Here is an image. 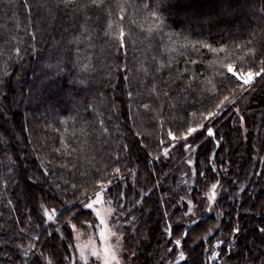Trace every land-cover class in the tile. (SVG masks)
Here are the masks:
<instances>
[{"label":"trees","instance_id":"1","mask_svg":"<svg viewBox=\"0 0 264 264\" xmlns=\"http://www.w3.org/2000/svg\"><path fill=\"white\" fill-rule=\"evenodd\" d=\"M230 65L264 67V0H0V100H13L9 121L38 151L28 166L0 142V264H84L74 228L97 230L83 203L104 186L131 264H173L178 240L176 264H264V134L252 157L234 108L214 118L240 94ZM188 150L197 181L174 190ZM31 172L48 187L42 203ZM213 181L225 185L209 207ZM22 190L34 211L24 229ZM138 227L140 246L162 245L153 262L134 245Z\"/></svg>","mask_w":264,"mask_h":264},{"label":"rangeland","instance_id":"2","mask_svg":"<svg viewBox=\"0 0 264 264\" xmlns=\"http://www.w3.org/2000/svg\"><path fill=\"white\" fill-rule=\"evenodd\" d=\"M229 67L232 68V71H229L232 75H234L235 79L239 82L240 86V94L233 98L227 105H225L219 112H217V116L221 115L223 111H225L229 106H232L234 108L235 112L239 114L241 117V124L243 125V135H245V139H247V145L249 146L250 150L249 153L252 155V157H255L257 155L262 154V152L258 151L259 143L263 137L264 134V98H257L255 100L258 103H260L257 106H253L252 96L255 95V93H258L259 91H264V67L259 70H245V69H235V66L230 65ZM228 67V69H229ZM251 73L253 77V81L249 84L244 83L243 78H247V74ZM259 73V75H257ZM14 80H18V77L15 76ZM255 102V103H256ZM15 103L13 100L8 99L4 97L2 100H0V108L2 109L3 114H5V118H7V123L4 125L3 128L0 130V137L2 138V144L5 145L4 148L6 149L7 153H10V144H14V142L18 145V148H20V152L18 154L19 160L17 163L20 162V159L22 158L25 163L29 166V160L28 155L32 153L34 156L38 153L35 146H33L32 138L30 135H25V139L27 140L29 149H25L24 145H22V142L20 140L18 129L14 128L10 121V112H12L13 105ZM244 107L249 106V110L247 109V113H243ZM253 106V107H251ZM15 107V106H14ZM245 114V115H244ZM254 116L251 118L252 115ZM27 117V116H26ZM213 118V119H214ZM210 123V122H209ZM232 124V121H231ZM237 125L236 120L233 122V127ZM252 127V131L249 133L248 130ZM201 128V127H200ZM199 128V129H200ZM212 133L214 132L211 130ZM235 131V130H234ZM233 132V130H232ZM233 134V133H232ZM246 141V140H245ZM241 151L244 149L245 145L243 143H240ZM172 147L167 148L164 150L161 154L166 153L169 149ZM192 150V148H191ZM191 150L187 151L186 156L180 157V159L177 162V166L179 167L177 171V177L173 178V182L170 186L172 189H178L179 184H189L192 185V183H196V176L197 172L194 167V157L190 154ZM30 152V153H29ZM8 153V155H9ZM241 156L243 155L242 152H240ZM191 155V156H190ZM218 155V154H217ZM6 157L7 154H6ZM17 158V159H18ZM182 162V164H179ZM252 162V161H251ZM250 162V163H251ZM190 169L189 171L187 169ZM191 172V173H190ZM203 173H200V179L203 177ZM28 176V179L31 180L33 183H37L35 187V194L37 197V200H39L41 203L45 201V192L48 190V187L43 181L37 177L36 175H33V172H31ZM49 182L51 184H54L57 186V181L54 176L50 177ZM181 181V182H180ZM179 182V184L177 183ZM202 182H209V179H203ZM225 183H219V181H213V183H210V189L206 192L204 191L203 196H206L208 199L209 207H213V204H215L217 198L220 196V192L222 191ZM107 186L102 187L94 194L90 195L86 200L84 201L83 205L87 209H91L98 220V227L97 230H90L88 228L85 229H77L74 228V244L76 247V254L78 259L84 263V264H90L92 262L96 264H131L135 262V255L134 253H131L127 246L126 241L124 240V234L122 231V224L119 222V220H114L115 213L114 208L109 204V200L107 199L105 195V190ZM57 190H60L57 188ZM188 194L182 196H185L187 199L192 198V193L189 191ZM191 194V195H190ZM21 195V201L22 206L25 207V215L21 218V228H25L26 226H29L31 223V219L34 216L33 208L30 207V203H28V198L26 195V192ZM165 196V195H164ZM201 196V195H200ZM166 198V196L164 197ZM166 200V199H165ZM188 202L187 207V216L189 217V220L191 221L190 224H192L196 220V216L199 215L198 205L195 195L193 196V200ZM167 203V200H166ZM87 205H91V207H88ZM21 207V206H20ZM165 209L167 213L169 212V204H165ZM208 210V209H207ZM210 210V209H209ZM208 210V211H209ZM19 216L20 213L18 212ZM47 217L50 218L49 221H52L54 218V212L47 213ZM121 226V227H120ZM160 226V225H159ZM6 229V226H1ZM18 227V228H20ZM160 228V227H159ZM140 233L139 227L133 231L132 235L135 238L137 249L141 252L142 250L145 251V255L142 256V258H146L147 261H154L153 255L155 254V249L159 246L161 247L160 243H157L158 246L155 244H150L147 247L140 246L139 243L136 242L137 235ZM142 235H146L145 228ZM140 234V235H141ZM8 235L13 238L11 241L14 243H20L24 238L20 239L19 236L15 232H8ZM179 243L174 242L176 245L178 252L176 254V258L173 264L178 263L181 261L185 254L181 251L182 244L180 240H178ZM39 244V242H37ZM6 249L0 248V254H5ZM129 253V254H128ZM152 257V260H151ZM214 257V254H211L207 259L210 261ZM157 259V258H156Z\"/></svg>","mask_w":264,"mask_h":264},{"label":"snow or ice","instance_id":"3","mask_svg":"<svg viewBox=\"0 0 264 264\" xmlns=\"http://www.w3.org/2000/svg\"><path fill=\"white\" fill-rule=\"evenodd\" d=\"M93 2H96V0H93ZM229 71H232V68L231 67H229ZM257 75H259V73H257ZM242 79H244V83L245 84H249V83H251V81L253 80V75L251 74V73H248L247 74V78H243V77H241ZM191 131H196V129H192ZM88 207H91V205H87ZM177 243H179V241H177Z\"/></svg>","mask_w":264,"mask_h":264},{"label":"built area","instance_id":"4","mask_svg":"<svg viewBox=\"0 0 264 264\" xmlns=\"http://www.w3.org/2000/svg\"><path fill=\"white\" fill-rule=\"evenodd\" d=\"M254 77V76H253ZM253 81V80H252Z\"/></svg>","mask_w":264,"mask_h":264}]
</instances>
